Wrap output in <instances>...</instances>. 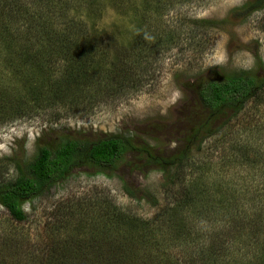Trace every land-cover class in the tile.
Instances as JSON below:
<instances>
[{"label": "rangeland", "instance_id": "374dc122", "mask_svg": "<svg viewBox=\"0 0 264 264\" xmlns=\"http://www.w3.org/2000/svg\"><path fill=\"white\" fill-rule=\"evenodd\" d=\"M19 1L24 8L17 17L0 15V27L8 23L19 30L12 35L21 32L0 52V93L8 85L7 73L15 71L23 82L36 83L38 101L7 95L8 113L0 120V184L18 177L15 159L36 157L38 139L41 144L51 143L57 135L70 132L89 137L131 134L159 157L168 156L183 144L178 132L195 105L193 92L184 84L196 83L211 70L229 75L264 71V3L241 17L240 8L253 0H147L145 7L142 0ZM45 4H60V8L48 13ZM92 7L104 9L100 16L101 9L87 14ZM232 11L237 12L229 19ZM45 13L82 22L84 43L93 46L94 59L99 60L88 74L90 81L85 80L88 89L74 99L67 96V103L52 101L41 89L47 74L41 65L47 57L36 53L40 42L34 41V31L27 25L44 23ZM89 18H95L98 30L87 28ZM127 63L124 71L122 65ZM45 66L49 69L50 64ZM53 68L49 75L58 72ZM16 107L21 108L18 113ZM145 163L143 157L139 160L127 153L113 173L75 168L64 181L23 205L26 220L22 222L14 221L0 206V264H86L90 260L98 264L101 251L91 250L103 239L100 209L105 201L107 207L142 221L158 216L173 201L162 186V173ZM175 181L177 195L188 190L203 202L210 198V204L200 206L201 216H193L187 208L176 218L165 213L156 216L154 236L146 239L166 257L187 252L175 246L176 241L180 244L183 238L193 240L216 229L210 219L219 208L215 203L219 194L229 199L227 209L233 213L264 216V93L245 106L223 135L206 140L200 150L193 149ZM123 185L137 193L149 191L164 209L143 199L135 201ZM212 237L209 233L207 240ZM103 240L113 243L110 238Z\"/></svg>", "mask_w": 264, "mask_h": 264}, {"label": "trees", "instance_id": "16d2710c", "mask_svg": "<svg viewBox=\"0 0 264 264\" xmlns=\"http://www.w3.org/2000/svg\"><path fill=\"white\" fill-rule=\"evenodd\" d=\"M263 3L264 0L246 2L240 8V16L244 17L259 10ZM43 6L48 13L49 9H52L51 11L54 9L55 12L52 13H57L60 8L58 7L60 4ZM145 6H147V0H142V7ZM23 8L19 0H0V15H6L8 18L17 17ZM97 9H101L100 13L98 12L100 16L104 7H96L95 10L92 7L87 14L96 13ZM236 12L232 11L229 19L235 16ZM45 14L47 19L44 23L37 24L32 19L33 27L27 25L29 30L34 31V33L30 32L33 34L34 41L40 42L36 47V53H46L47 57L41 65L47 73L41 89L52 101L67 103L69 98L67 96L74 99L75 95L78 96L79 93L88 89L84 85L85 80L90 81L91 76L88 74L91 73L92 68L97 67L99 60L94 59L93 46L84 43L86 39L81 36V33L86 28L82 22L73 19L66 22L63 18L59 20L56 16L57 19H54L51 15ZM85 20L88 21L86 26L90 28V31L98 30L95 18ZM68 27L73 30H67ZM12 31L19 30L15 27L11 28L8 23L0 27V47L2 48L0 52L8 49L11 41L21 36L19 35L21 32L12 35ZM48 63L49 69L45 66ZM126 65L129 63L122 65L124 71H126ZM51 66L58 71L54 73L57 75L56 78L52 76L54 74L49 75ZM7 74L10 77L8 85L2 87L4 90L1 89L0 93V120L5 116L4 113H8L6 112L9 107L6 103L7 95L19 96L25 100L30 97L29 100L33 103L38 101L37 95L34 94L37 89L35 82H23L20 77H17L15 71ZM184 88L193 92L195 105L185 115L183 125L178 132L179 140L183 144L170 155L159 157L150 146L137 143L131 134L89 137L81 132H70L59 134L51 143L44 144H41L38 139L36 157L32 160L15 159L18 177L0 184V206L14 221L22 222L26 220L23 205L30 203L44 190L64 181L72 175V170L75 168L86 167L95 169L98 173H113L124 155L132 153L139 160L143 157L147 166L157 167L163 175L162 186L165 192L174 198L172 202L164 206V209L158 199L147 190H139L137 193L127 185H123L126 195L135 201L143 199L151 207L164 209L158 216L165 213L167 216L175 217L177 212L186 208L193 216H201L200 206L204 204L207 207L210 204L208 202L210 198L203 202L202 197L197 199L188 190L177 195L178 193L174 192L175 177L193 149L200 150L206 140L219 134L223 135L230 127V122L245 106L264 93V71L259 75L252 72L229 75L211 70L206 76L199 77L196 83L184 84ZM69 101L73 104L72 100ZM20 110L19 107L14 109L16 113ZM221 138L222 136H219L218 139ZM82 173L86 174V171ZM216 198L218 199L215 202L216 207L219 208L215 212V217L210 219L212 228L216 229L206 230L212 233L213 237L208 241L209 233H207L206 235L198 234V237L193 240L188 237L183 238L180 244L176 241L174 245L183 246L184 251L187 252L173 257L157 253L153 250V244L146 239L147 235L154 236L153 224L157 215L147 221L133 219L118 208L107 207V201H105L100 209L103 211L101 228L104 232L101 230L100 232L103 239L110 238L113 243L109 245L101 239L103 243L101 241V244L99 243L93 251L91 250V253L101 251L102 261H98V264H264V216L260 213H244L243 215L233 213L227 209L231 206L228 198L223 194L217 195ZM130 222L132 226L126 228L131 224ZM260 235L263 238L259 241ZM88 262L92 264L91 260ZM88 262L86 264H89Z\"/></svg>", "mask_w": 264, "mask_h": 264}]
</instances>
